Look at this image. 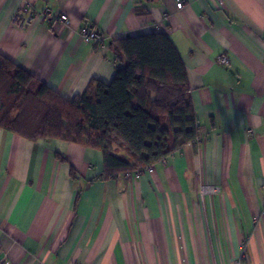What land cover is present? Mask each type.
Instances as JSON below:
<instances>
[{
  "label": "crops",
  "instance_id": "1",
  "mask_svg": "<svg viewBox=\"0 0 264 264\" xmlns=\"http://www.w3.org/2000/svg\"><path fill=\"white\" fill-rule=\"evenodd\" d=\"M150 33L184 64L198 139L141 176L104 178L99 150L0 128L10 264H264V0H0V54L67 99L110 83L112 38Z\"/></svg>",
  "mask_w": 264,
  "mask_h": 264
},
{
  "label": "trees",
  "instance_id": "2",
  "mask_svg": "<svg viewBox=\"0 0 264 264\" xmlns=\"http://www.w3.org/2000/svg\"><path fill=\"white\" fill-rule=\"evenodd\" d=\"M109 49L116 66L110 83L92 79L72 99L0 54V128L23 139L99 150L104 178L144 173L195 142L200 127L187 73L168 37L112 38ZM70 175H76L73 167Z\"/></svg>",
  "mask_w": 264,
  "mask_h": 264
},
{
  "label": "built area",
  "instance_id": "3",
  "mask_svg": "<svg viewBox=\"0 0 264 264\" xmlns=\"http://www.w3.org/2000/svg\"><path fill=\"white\" fill-rule=\"evenodd\" d=\"M177 7L178 8H181L182 7V3H178L177 4ZM26 9L28 11L31 12V5L29 3L26 4ZM42 17H52V14L50 12V10L48 9H44L43 12H42ZM32 17L30 16H27L25 18H19V22L18 24L21 26V27H25L27 26L29 23H30V20H31ZM56 20H58L59 22H67V16L65 14H59L58 16H56ZM79 35L85 40V41H93L95 40V35L93 32H88V30L86 28H82L80 31H79ZM220 62L221 63H227L229 58L228 56L226 55H223L220 57ZM151 170V168H149ZM148 170V169H147ZM139 173H142V172H137V173H134V174H130V173H126V177H130V176H138ZM213 189V188H212ZM0 261H1V258H0ZM234 264H241L239 260L235 261Z\"/></svg>",
  "mask_w": 264,
  "mask_h": 264
},
{
  "label": "rangeland",
  "instance_id": "4",
  "mask_svg": "<svg viewBox=\"0 0 264 264\" xmlns=\"http://www.w3.org/2000/svg\"><path fill=\"white\" fill-rule=\"evenodd\" d=\"M183 5V4H182ZM32 10V9H31ZM29 12V11H28ZM32 19V18H31ZM64 23V22H63ZM67 23V22H65ZM82 28H86L88 30V32H93L94 35H95V40L93 41H89V42H95V41H102V37H101V34H99L95 29H92V28H88V27H82ZM81 28V29H82ZM80 29V30H81ZM79 30V31H80ZM148 169V170H147ZM145 171H148L150 172L151 170L149 168H145ZM143 173H139L138 176H141ZM126 176V174H125ZM206 189H204L203 187H201V192L205 191ZM217 190V187H213V189L211 191L209 190H206V191H209V192H214ZM0 258H1V261H0V264H10L9 261L0 254ZM239 260L241 264H245L243 262V257H242V254L236 259V261Z\"/></svg>",
  "mask_w": 264,
  "mask_h": 264
},
{
  "label": "bare ground",
  "instance_id": "5",
  "mask_svg": "<svg viewBox=\"0 0 264 264\" xmlns=\"http://www.w3.org/2000/svg\"><path fill=\"white\" fill-rule=\"evenodd\" d=\"M205 187H207V189L210 191V190H212V186L211 185H205Z\"/></svg>",
  "mask_w": 264,
  "mask_h": 264
}]
</instances>
